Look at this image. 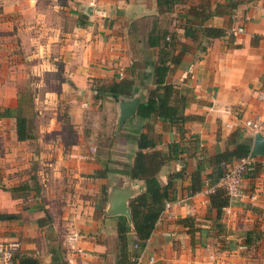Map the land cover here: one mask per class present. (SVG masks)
Segmentation results:
<instances>
[{
    "label": "crops",
    "instance_id": "obj_1",
    "mask_svg": "<svg viewBox=\"0 0 264 264\" xmlns=\"http://www.w3.org/2000/svg\"><path fill=\"white\" fill-rule=\"evenodd\" d=\"M45 7L43 0H0V215L17 216L0 220V244L14 246L11 263L127 264L124 255L138 252L140 264H264V167L244 176V196L229 198L220 214L207 194L217 182L216 155L234 150V137L252 150L254 134L244 124L264 121V0H67L73 24L61 31L57 54L44 46L58 37L38 38V70L62 77L44 91L50 118L35 141L19 142L12 61L19 41L46 26ZM233 26L244 32H205ZM161 58L165 83L182 98L179 124L137 116ZM52 61H61L60 73ZM123 80L132 83L129 94L103 91L96 99V90ZM132 100L135 113L119 128L121 108ZM65 108L70 138L59 134ZM136 130L154 144L141 152L164 162L160 187L170 184L169 207L140 249L131 217L111 214L122 202L129 210L145 190L125 174L139 152ZM70 233L80 236L82 252L68 247Z\"/></svg>",
    "mask_w": 264,
    "mask_h": 264
},
{
    "label": "trees",
    "instance_id": "obj_2",
    "mask_svg": "<svg viewBox=\"0 0 264 264\" xmlns=\"http://www.w3.org/2000/svg\"><path fill=\"white\" fill-rule=\"evenodd\" d=\"M227 31V30H226ZM226 31L220 29H207L205 32L208 37H222L226 36ZM171 45L169 42L162 49L163 52L169 54ZM161 50V51H162ZM168 58V57H167ZM167 58H161L156 64L154 69V84L155 89L151 91V94L146 102L139 106L137 110V116L140 118H149L152 114L156 115L159 119L169 122L170 124H179L183 121L182 110L178 106L179 102H182V98L174 92L172 85L165 83V76L167 73ZM172 62H177L173 57ZM131 81H121L120 83H112L101 89L96 90V99H100L99 95L104 91L109 95H123L129 94L131 91ZM21 98L18 103V108L15 115L16 137L19 142L35 141L38 136L34 132L33 118L27 115V111H31V100L27 98L24 93L20 94ZM173 102V104H171ZM28 109V110H27ZM181 112H180V111ZM7 115V114H6ZM137 135V145L139 152L134 158L133 166L125 173L132 179H138L143 182L145 190L136 196L129 203L130 217L132 228L136 235V242L134 245H138L139 248H144L146 242L150 238L155 225L164 210V206L169 199L168 191L162 189L157 181V173L160 167L164 164L163 161H158L154 157H147L141 151L148 148H153L154 144L147 139L145 134H142L139 130L134 131ZM235 149L227 150L224 153L216 155L214 158V164L216 166L217 182L212 184L216 186L219 179L226 171L227 165L249 157L251 153V145L247 140L239 141L234 137ZM260 167V162L256 158L255 170ZM215 182V181H214ZM28 189L27 191H30ZM201 190V187L196 190ZM196 191H192L194 194ZM211 204L216 207L218 214L221 213L222 208L229 205V196L224 189L216 187L214 192L209 194ZM16 215H0V220H10L16 218ZM120 224L118 226V232L120 239L124 238L126 230V218H120ZM249 242V241H248ZM247 243V242H246ZM248 244V243H247ZM127 253L124 255V259L127 264H133V259H136L139 253ZM21 264H38L35 260L30 258H22Z\"/></svg>",
    "mask_w": 264,
    "mask_h": 264
},
{
    "label": "rangeland",
    "instance_id": "obj_3",
    "mask_svg": "<svg viewBox=\"0 0 264 264\" xmlns=\"http://www.w3.org/2000/svg\"><path fill=\"white\" fill-rule=\"evenodd\" d=\"M43 3L46 5L44 11V24L46 26H39L37 32L32 31L28 33L29 38L26 39L25 44L19 41L18 46L15 48L17 57L12 61V64L16 66L14 75L20 92L24 93L31 100V111H27L26 114L33 118L34 132L36 135H38L40 124L50 118L51 109L45 110L41 105L45 95L44 91L47 88L55 89L52 82L56 84L57 81L62 80V77L57 73L51 74L44 70H38L40 60L38 55H41L38 38L49 37L50 34L58 37L60 43H51V46H44L45 44H43L45 47L44 51L48 55L53 53L57 54L59 44L63 43L61 40L62 34L71 29L73 24L68 8L63 7L67 6V0H43ZM55 3L62 6V9L55 8ZM61 31L64 32L61 33ZM52 63V65L59 69L60 73L62 68L61 61H52ZM67 112L68 109L65 108V111L61 113L63 114L62 118H60L62 120V127L59 134L70 138L73 133V125L70 123V116L68 117Z\"/></svg>",
    "mask_w": 264,
    "mask_h": 264
},
{
    "label": "built area",
    "instance_id": "obj_4",
    "mask_svg": "<svg viewBox=\"0 0 264 264\" xmlns=\"http://www.w3.org/2000/svg\"><path fill=\"white\" fill-rule=\"evenodd\" d=\"M244 32L242 27H230L226 31V37H236ZM245 127L249 129L254 135L260 133L264 136V121L252 122L246 121ZM260 165L264 167V162L259 161ZM256 158L252 159L250 156L240 159L231 165H227L226 171L223 176L219 179L216 186H211L208 189L207 194L214 192L216 187L225 190L230 198H240L244 196L242 190V180L245 175L253 173L255 170ZM251 199H255V195L250 196ZM169 204H166V208ZM80 236L77 233H70L66 238V243L68 247L76 250L77 252H82L80 249L75 247L76 243L79 241ZM135 249H140L138 245H134ZM14 253L13 245H2L0 244V264H12V257ZM154 260L151 258L149 263H153ZM133 264H140V257L133 259Z\"/></svg>",
    "mask_w": 264,
    "mask_h": 264
},
{
    "label": "water",
    "instance_id": "obj_5",
    "mask_svg": "<svg viewBox=\"0 0 264 264\" xmlns=\"http://www.w3.org/2000/svg\"><path fill=\"white\" fill-rule=\"evenodd\" d=\"M137 105V100H132L131 102L123 105V107L121 108V116L119 118V128L130 116L135 113ZM250 157L252 159L264 157V136L260 133H256L254 135ZM111 214H121L130 217L129 210L127 209L126 204L124 202L116 206L111 212Z\"/></svg>",
    "mask_w": 264,
    "mask_h": 264
}]
</instances>
